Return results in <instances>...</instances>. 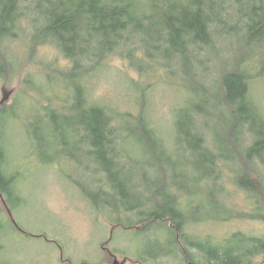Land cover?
I'll use <instances>...</instances> for the list:
<instances>
[{
	"label": "trees",
	"instance_id": "trees-1",
	"mask_svg": "<svg viewBox=\"0 0 264 264\" xmlns=\"http://www.w3.org/2000/svg\"><path fill=\"white\" fill-rule=\"evenodd\" d=\"M21 32L28 33L25 47L33 51L51 43L68 61L55 78L66 98L58 106L37 105L36 116L29 110L25 119L19 116L25 136L44 151L53 149L50 160L74 159L71 140L93 157L104 185H77L94 207H106L123 228L150 236L148 256L160 264H259L253 258L264 251V238L233 232L234 240L217 242L188 227L236 216L223 204L222 172L231 170L251 199V216L264 221V114L250 84L252 70L264 67V0H0V66L7 64L12 73L24 70L16 55ZM215 38L224 49L213 44ZM132 45L140 52L135 59ZM113 53L130 58L132 67L146 61L151 76L159 69L153 63H175L180 70L175 78L162 67L160 78L181 82L187 94L174 108L171 144L149 117L143 87L134 88L131 110L88 99L89 72L101 69ZM38 76L43 80V74H28L27 82L33 78L36 87ZM1 103L5 118L18 101ZM9 121L4 133L0 126L2 138ZM8 162L0 141V195L12 210L21 195L17 175L3 174ZM200 194L207 208L195 203ZM102 196L112 200L102 205Z\"/></svg>",
	"mask_w": 264,
	"mask_h": 264
},
{
	"label": "rangeland",
	"instance_id": "rangeland-1",
	"mask_svg": "<svg viewBox=\"0 0 264 264\" xmlns=\"http://www.w3.org/2000/svg\"><path fill=\"white\" fill-rule=\"evenodd\" d=\"M27 34L21 32L16 46L18 52L15 53L19 55L18 60L16 59L20 64L18 69L24 67V70L12 73L7 64L0 66L3 73V76L0 75L1 104L11 105L18 101L17 105L9 108L12 111L9 117L4 118L2 113L0 118L4 133V123L11 117L7 126L8 133L4 138L0 137L9 156V162L4 163L1 168L4 175L9 171L17 175L21 195L20 201L13 204L12 210L0 199V264H160L158 257L153 261L148 256L152 242L150 236L134 228H123V224L116 223L112 212L107 211L106 207H94L83 196L77 183L89 184L96 190L98 185H104L106 181L103 173H97V165L91 155L80 153L78 144L74 145L75 141L71 140L69 149L73 152L74 159L50 160V157H55L53 149L48 147L44 151L37 140H29L25 136L24 120L19 116L25 119L28 110L30 115L36 116L40 111L36 109L37 105L43 108L42 105L50 101L53 106H58L59 98L61 101L66 98V85L64 84L65 91L60 90L62 81H56L55 78L59 70L66 69L68 64L54 44H41L34 47L33 51L25 47ZM220 38L225 39L222 36ZM221 39L215 38L212 41L224 49L222 43H219L222 42ZM236 44L240 48L241 43L238 41ZM226 45L230 47L229 43ZM129 49L134 52L133 59L135 55L140 56L134 45ZM113 54L105 59L101 69L89 72L86 80L88 99L124 111L131 110L135 107V102L130 100L133 98L134 88L143 87L148 100L149 117L162 137L171 144L174 108L182 103L187 94L182 92L181 82V86L179 83L177 86L160 78L162 67L175 78L180 70L175 63L166 67L161 63H153V67L159 69L154 70L151 76L146 73V61L140 59L132 67L130 58L123 54ZM46 71L48 74L44 77ZM252 71L255 76L250 81L251 96L264 114V67ZM33 73L43 74V80L39 76L36 79V84L41 85L40 87L34 86L33 78L32 84L27 82L26 76ZM46 85L50 87L49 91ZM52 88L58 92V96ZM21 102L25 105L22 106ZM235 175L232 170L222 172L221 181L225 197L223 204L232 209L236 216L224 222L192 223L188 227L189 233H209L217 242L233 239V232L264 238V221L256 215L251 216V199L237 185ZM156 178L157 175H154L153 180ZM108 197L102 196L100 203L103 205L105 199L112 200ZM3 198L5 199L4 196ZM195 203L204 208L209 205L204 194L197 196ZM122 221L125 222V218ZM157 235L160 236V233ZM253 260L264 264V251Z\"/></svg>",
	"mask_w": 264,
	"mask_h": 264
},
{
	"label": "water",
	"instance_id": "water-1",
	"mask_svg": "<svg viewBox=\"0 0 264 264\" xmlns=\"http://www.w3.org/2000/svg\"><path fill=\"white\" fill-rule=\"evenodd\" d=\"M0 199L2 200V202H4V201H3V198H2V196H1V195H0ZM4 203H5V202H4Z\"/></svg>",
	"mask_w": 264,
	"mask_h": 264
}]
</instances>
